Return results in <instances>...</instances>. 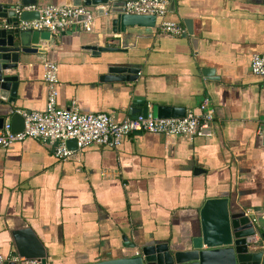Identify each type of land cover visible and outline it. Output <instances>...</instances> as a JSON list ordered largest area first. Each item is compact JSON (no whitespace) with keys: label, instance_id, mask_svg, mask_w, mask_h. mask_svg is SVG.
I'll list each match as a JSON object with an SVG mask.
<instances>
[{"label":"crops","instance_id":"1","mask_svg":"<svg viewBox=\"0 0 264 264\" xmlns=\"http://www.w3.org/2000/svg\"><path fill=\"white\" fill-rule=\"evenodd\" d=\"M93 10L90 32L72 26L51 36L50 49L8 73L18 77L19 113L45 110L44 64L52 61L59 108L75 103L81 113L123 121L138 117L144 101L197 115L205 106L214 110L209 135L136 132L116 148L92 146L66 161L32 139L0 147V255L20 256L17 233L33 249L27 231L43 245L47 263L134 255L122 248L123 236L137 246L183 241L207 196L227 198L264 228V76L250 68L253 56L264 55L263 0H175L165 21L185 34L190 21L193 32L178 38L155 28L114 35L106 15ZM88 45L128 51L92 56ZM123 64L139 69L136 81L104 80Z\"/></svg>","mask_w":264,"mask_h":264},{"label":"water","instance_id":"2","mask_svg":"<svg viewBox=\"0 0 264 264\" xmlns=\"http://www.w3.org/2000/svg\"><path fill=\"white\" fill-rule=\"evenodd\" d=\"M41 1L52 0H0V129L8 119L13 133L24 129V118L16 105L18 77L8 73L16 70L26 56L44 54L45 49L52 46L53 39L48 32L13 30L10 26H15L19 20L37 19V12H22L18 15L16 8L37 6ZM130 1L137 0H69L67 6L89 7L100 16L106 15L105 22L110 24L114 35L125 34L129 30L152 34L156 25L155 16L125 14L126 3ZM168 1L169 9L174 11L175 0ZM184 23L186 34L183 37L192 36L191 22ZM191 42L195 48L197 39ZM84 49L90 51L92 56L128 51L122 47L93 45L85 46ZM138 73V68L123 64L111 67L110 76L104 80L136 81ZM143 103L137 115L143 118L149 115L158 119L182 118L186 113L183 108ZM66 146L76 149L73 140L67 141ZM189 230V236L183 241L168 240L142 246L127 243V238L123 236L122 248L135 250L134 255L124 256L120 251L118 257H112L110 253L98 261L80 264H264V228L252 223L243 211H238L225 197L207 196L199 205L196 221ZM25 235L34 237L33 249L29 250L21 243L17 238L21 237L20 234H12L19 255L27 259L39 258L40 264H53L47 263L44 247L35 236L29 231Z\"/></svg>","mask_w":264,"mask_h":264},{"label":"built area","instance_id":"3","mask_svg":"<svg viewBox=\"0 0 264 264\" xmlns=\"http://www.w3.org/2000/svg\"><path fill=\"white\" fill-rule=\"evenodd\" d=\"M168 0H137L126 3L127 15H152L156 18L155 32L158 35L182 37L185 30L178 24L165 21L168 13ZM16 12H37L38 18L19 20L11 29L48 32L57 35L72 26L90 32L95 18L93 8L64 5H37L17 7ZM158 21V22H157ZM251 72L264 76V55H255L251 60ZM43 80L47 86V103L43 112L20 113L24 118V129L19 133L11 131L10 122H4L0 129V147L32 139L53 146V153L60 161L70 160L84 149L95 147H118L123 138L136 133L163 135L167 138H188L207 136L213 120L214 110L203 106L202 113H185L182 118L158 119L151 115L143 118L116 120L112 115L81 113L75 103L69 108L57 107L58 96L57 67L54 62L44 64ZM73 140L76 149L66 146ZM0 264H40L38 260L25 259L18 255H0Z\"/></svg>","mask_w":264,"mask_h":264}]
</instances>
